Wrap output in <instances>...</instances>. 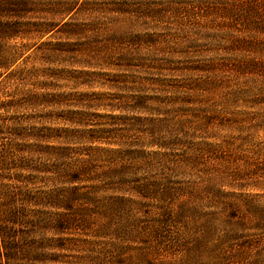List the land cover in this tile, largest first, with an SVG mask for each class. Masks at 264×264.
I'll return each mask as SVG.
<instances>
[{"label":"rangeland","instance_id":"obj_1","mask_svg":"<svg viewBox=\"0 0 264 264\" xmlns=\"http://www.w3.org/2000/svg\"><path fill=\"white\" fill-rule=\"evenodd\" d=\"M27 1L31 12L20 21L29 33L6 42L22 54L23 74L15 82L7 74L1 78L0 100L48 94L61 104L0 114L4 201L21 207L30 196L64 200L92 191V184L52 182L49 173L35 171L55 164L37 150L58 143L25 138L19 144L14 135L19 127L42 124L73 130L65 117H80L85 124L76 130L110 143L83 137L68 145L73 151L66 164L80 163L77 149L90 152L84 157L90 162L99 148L98 172L120 170L128 192L141 187L168 195L133 217L108 211L110 218H76L26 203L31 226L18 231L24 247L37 251L36 242L43 244L44 264H254L264 247V0ZM45 25L54 31L42 37L36 28L43 32ZM21 162L30 171L13 167ZM105 194L99 191L97 198ZM190 200L198 201L200 212L218 215L221 233L232 230L227 224L241 232L221 261L210 257L208 244L197 248L205 235L194 231L192 209L186 223L152 233L153 220L177 216L192 207ZM227 215H234V224ZM243 220L245 227H238ZM36 221L63 228L38 229ZM146 225L151 228L145 231ZM5 253L0 264H6Z\"/></svg>","mask_w":264,"mask_h":264},{"label":"trees","instance_id":"obj_2","mask_svg":"<svg viewBox=\"0 0 264 264\" xmlns=\"http://www.w3.org/2000/svg\"><path fill=\"white\" fill-rule=\"evenodd\" d=\"M29 1L27 0H0V80L1 78L6 75L7 78H10L11 81L16 79H20L23 72H21L20 67H18V63L22 58V54L18 49L14 50L11 48L6 47V42L10 40H16L20 38L22 34H28L29 32H23L24 27H28L26 24H23L20 20L24 19V17L31 12L30 10ZM68 8L65 12L66 15L71 13V10ZM38 28V27H37ZM36 32L40 35L46 36L49 33L54 31L53 26L45 25L43 28V32L41 30H37ZM44 33V34H43ZM29 79L35 77V74H29L27 76ZM42 87V86H40ZM41 89H44L43 87ZM19 93V92H18ZM33 93V91H31ZM17 94V93H16ZM5 97L7 94H4ZM27 95V93H26ZM20 99L19 101L14 102L13 100H0V114H7L10 110H13L15 107L20 108L22 106L26 107L27 109L36 110L37 108H45L50 107L54 104H61L55 102L52 96H48V94L42 95H33L29 94L28 96H18ZM59 102V101H58ZM64 103V102H63ZM204 116V115H202ZM210 119V117H208ZM207 117H204L205 121H209ZM65 121L72 124L74 127L73 130L70 129H56L52 127V125L42 124V127H32V130H25L22 127H19L14 130V135H16L18 143L20 144V140H24L25 138L29 139L32 138L36 141L41 143H58L59 147H52L46 146L43 150H37L39 154H44L47 157H51L54 159L55 164L48 165L50 169L46 168H35V171L39 173H49L53 176L52 182L60 181L61 183L69 184V185H79V184H92L91 187L92 191L87 194L76 195L72 193L69 197H64L59 199L60 196H53L48 199L44 198L41 199L38 197L27 198V200L20 201L22 206H25L26 203H29L30 206L36 207H46L49 206L51 208L62 210L65 214H70V217H76L85 215V214H92V215H100L104 217H112V213L109 215L108 211H115L116 214L120 212H124L128 217H133L137 213H141L147 209L148 203H156L160 202L161 200L159 197H166V194H163L164 191H153L152 189L146 190L141 187H136L132 190V192H128L126 190L125 178L124 176H120V170H111L107 172L105 175L103 172H98V168L100 166V157H99V148L97 151L94 152L91 157V161H85L84 157H89V153L81 154L80 151L77 149L76 153L81 156V161L79 160V164L77 166H70L71 163H67L69 156L73 150L69 149L68 145H79L81 144L80 140L84 137L87 143L90 144H100L107 143L105 142L102 136L91 137V133L84 132L82 134L81 131L76 130V127L81 126V124H85L84 120L79 117L76 120L73 118H69V120L65 117ZM101 133H105L108 131L101 130ZM90 135V136H82V135ZM20 141V142H19ZM110 145V143H107ZM65 145V146H64ZM209 149V148H208ZM210 150V149H209ZM91 151V149H88ZM111 153V152H109ZM201 153L206 154V151H201ZM202 155V156H203ZM201 156V157H202ZM6 157V156H5ZM6 159H8L6 157ZM4 158L3 160L6 161ZM87 160V158H86ZM48 161V158H47ZM36 164H44L38 162L37 159L32 161ZM107 162V161H106ZM109 162V161H108ZM15 164L14 162H12ZM15 169H19V171H30L29 166H26L25 162H21L17 165H13ZM73 169V170H72ZM124 172V169L122 170ZM117 178L119 182H116L114 179ZM21 191V190H20ZM99 191L102 193H106L103 199H98L97 196L99 195ZM76 192V191H74ZM120 192H123L120 196ZM61 195V194H60ZM126 195H131L135 198L125 197ZM165 195V196H164ZM173 195V194H172ZM64 196V195H63ZM6 196L0 192V252L4 249L6 251V264H18L20 260H25V264H44L45 254H43V244L37 243V251H34L35 247H24V243L21 241V236L18 234V231L21 227L25 228L26 225L31 226V222L28 220L30 219L29 216L25 215L23 212L24 207H20L15 205L13 202H6L3 198ZM15 201V200H14ZM192 207H187L184 209L183 212L179 213L177 216L173 217L170 216L169 218H159L160 220H153V231L152 233L156 234L157 236L161 234L162 228L164 226H170L169 223L174 222L176 224H183L186 223L188 217L187 214L190 213V218L192 220L193 225L196 226L194 231H198L202 235H205V240L197 241V248L200 250H205V245L207 244L210 246L208 248V252L211 253L210 257L215 261L219 259L220 261L223 259L225 255V251L227 249H232V247L228 246L233 244L235 241L241 239L239 237L240 233L234 224V217L231 215H227L228 217L226 221L233 223L234 225L227 224L232 227V230L225 231L221 233V222H216L218 220L217 214L206 215L203 209L200 212V208L198 206V201L190 200ZM77 203H85L90 208L84 207V205H77ZM103 207V208H102ZM195 207V208H193ZM122 210V211H121ZM197 210V215L196 214ZM228 209H224V213H227ZM103 212H106L103 213ZM228 214V213H227ZM133 215V216H130ZM64 216V215H63ZM141 217H145L144 215H140ZM138 217V216H137ZM148 217V216H147ZM261 217V225L264 226V211L260 214ZM32 218V217H31ZM197 218V219H196ZM37 219V218H36ZM43 219V218H40ZM80 221V220H78ZM137 221V218H136ZM244 221V220H243ZM45 223H47L45 221ZM44 222H35L38 229H44ZM86 224V220L84 221ZM260 223V222H259ZM33 224V226L35 225ZM43 225V226H42ZM48 222L46 225V229L49 227H58L62 229V224H53ZM246 222L237 223V226L240 228L245 227ZM134 227V225L132 226ZM150 226L146 225L144 230H148ZM106 231V230H103ZM119 232L118 230L114 233ZM102 235V234H100ZM201 240H203L201 238ZM35 245V244H34ZM32 245V246H34ZM39 246V247H38ZM242 247H247L243 246ZM40 249V250H39ZM42 262V263H39ZM254 264H264V247L261 248L260 254L258 255L257 261Z\"/></svg>","mask_w":264,"mask_h":264}]
</instances>
